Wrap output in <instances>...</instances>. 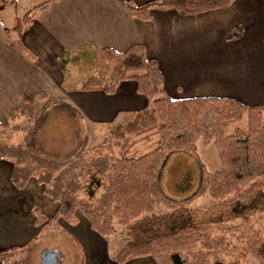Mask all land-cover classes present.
Returning <instances> with one entry per match:
<instances>
[{
	"label": "trees",
	"instance_id": "1",
	"mask_svg": "<svg viewBox=\"0 0 264 264\" xmlns=\"http://www.w3.org/2000/svg\"><path fill=\"white\" fill-rule=\"evenodd\" d=\"M120 1L131 16L141 20L150 19L153 7L196 15L232 2L153 0L135 5ZM46 4L28 9L18 18L15 29L21 31ZM241 34L240 26L233 27L232 37ZM24 49L34 60L35 54L26 46ZM84 57L91 61V74L79 90L112 94L119 82L132 80L137 93L150 100V106L132 112L125 121L107 124L106 134L93 146L87 145L85 136L76 151L62 159L38 154L22 138L0 143V160L12 164L11 182L22 188L33 177L44 194L58 203L50 221L33 209L40 234L63 231L57 220L74 224L79 210L91 229L104 238L116 234L115 225L126 228L129 237L114 255L118 264L141 256L152 257L154 264H207L218 254L236 250L264 264V103L247 105L214 95L173 98L163 88L156 59L146 57L139 43L124 51L89 48L78 55L61 56L60 60L64 67L68 59ZM35 96L46 98L44 92ZM48 103L46 100L45 106ZM40 113L23 101L0 120V134L6 130L27 134ZM199 140L215 145L219 168H205L197 154ZM176 151L193 156L200 170L195 190L183 198L169 197L159 181L167 155ZM91 163L103 191L94 199H85L80 192ZM200 198L210 202L196 205ZM158 205L166 211L156 213ZM2 255L0 264H23L3 261Z\"/></svg>",
	"mask_w": 264,
	"mask_h": 264
},
{
	"label": "crops",
	"instance_id": "2",
	"mask_svg": "<svg viewBox=\"0 0 264 264\" xmlns=\"http://www.w3.org/2000/svg\"><path fill=\"white\" fill-rule=\"evenodd\" d=\"M125 1L142 5L153 0ZM42 2L47 4L21 31L15 29L18 19L10 33L0 28V120L23 101L40 110L37 123L57 102L73 106L82 120L79 110L99 124L117 122L123 115L130 117L149 107L150 100L137 93L132 80L119 82L112 94L63 88L61 56L94 47L124 51L135 43L143 46L146 57L156 59L163 88L173 98L214 95L247 105L264 103V0H232L225 8L196 15L153 7L147 20L131 16L120 0H42L36 4ZM235 26L242 29L237 38L232 37ZM25 46L35 54L34 60L25 53ZM38 92L46 98L37 99ZM27 134H17L16 139H26L29 145ZM11 170V162L0 160V253L25 261V250L50 235L40 234L33 209L48 220L58 203L44 194L33 177L17 188L10 180ZM76 215V223L62 221L63 231L54 233L67 235L81 249V264H118L110 252L109 237L92 230L81 211L76 210ZM43 249L56 253L54 264L65 263V252L53 242L37 247L36 264ZM123 264L154 261L141 256Z\"/></svg>",
	"mask_w": 264,
	"mask_h": 264
},
{
	"label": "rangeland",
	"instance_id": "3",
	"mask_svg": "<svg viewBox=\"0 0 264 264\" xmlns=\"http://www.w3.org/2000/svg\"><path fill=\"white\" fill-rule=\"evenodd\" d=\"M40 1L42 0H0V28H4L10 33L12 31L11 27L16 23V20ZM91 65L88 57L77 58L74 61L68 59L63 67V88H69L72 91L79 90L78 88L81 83L91 74ZM72 107L70 104L57 102L45 110L39 122L37 123V120L33 125L35 129L32 127V132L26 136L29 141V147L33 151L49 158L62 159L76 151L84 135L86 136L88 146H93L102 139L107 132L108 125H101L91 121L79 110L83 117L82 120L78 111ZM128 118L129 115H123V117L117 120L125 121ZM19 120L17 118L16 121ZM15 140H17L16 135L12 132L6 130L0 134V143ZM196 147L197 154L208 171L219 168V158L215 145L212 142L205 144L199 140L197 141ZM97 173L98 171L94 167V164L91 163L90 172L83 178L84 187L80 192L83 198L94 199L103 191V185L99 184L100 177ZM94 174L97 176H94ZM199 175L200 170L196 159L190 154L176 151L167 155L165 163L159 173V181L164 192L169 197L183 198L195 190L199 182ZM261 200L264 201V199ZM209 202L210 200L207 198H200L196 201V205L205 206ZM154 211L156 213H163L166 209L163 205H158ZM50 220L48 219L47 221ZM62 221L61 218L57 220L60 227ZM115 226L116 234L109 237L111 254L112 252L115 254L129 237L124 226ZM53 242L58 243L60 248L65 252L66 259L64 264H81V249L79 250L70 241L69 237L63 233L50 234L38 240L33 246L25 250V261L19 258L10 260L6 254L2 255L1 260L9 263L20 261L23 264H36L33 257L37 247ZM233 261H238L239 264H257L250 256L242 254L238 250L218 254L216 257L210 258L207 264H229Z\"/></svg>",
	"mask_w": 264,
	"mask_h": 264
},
{
	"label": "water",
	"instance_id": "4",
	"mask_svg": "<svg viewBox=\"0 0 264 264\" xmlns=\"http://www.w3.org/2000/svg\"><path fill=\"white\" fill-rule=\"evenodd\" d=\"M56 258V253L54 251L43 249L40 253V264H54Z\"/></svg>",
	"mask_w": 264,
	"mask_h": 264
}]
</instances>
